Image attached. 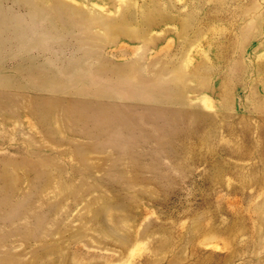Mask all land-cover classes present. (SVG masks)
Wrapping results in <instances>:
<instances>
[{
	"label": "rangeland",
	"instance_id": "1",
	"mask_svg": "<svg viewBox=\"0 0 264 264\" xmlns=\"http://www.w3.org/2000/svg\"><path fill=\"white\" fill-rule=\"evenodd\" d=\"M0 264H264V0H0Z\"/></svg>",
	"mask_w": 264,
	"mask_h": 264
},
{
	"label": "bare ground",
	"instance_id": "2",
	"mask_svg": "<svg viewBox=\"0 0 264 264\" xmlns=\"http://www.w3.org/2000/svg\"><path fill=\"white\" fill-rule=\"evenodd\" d=\"M19 54V53H18ZM20 55V54H19ZM21 56V55H20ZM18 57V56H17ZM15 58V57H14ZM27 58V57H26ZM21 59V58H20ZM26 60V59H25ZM28 60V59H27ZM17 61V60H16ZM15 63V62H14ZM28 66V65H27ZM25 70V69H24ZM35 72V71H34ZM33 72V73H34ZM54 73V72H53ZM31 74V73H30ZM55 74V73H54ZM32 76V75H31ZM34 76V75H33ZM31 79V78H30ZM27 81H29V80H27ZM31 81V80H30ZM117 83H118V81H117ZM15 84V83H14ZM99 94H101V93H99ZM99 96V95H98ZM81 103V102H80ZM82 104H83V101H82ZM97 104V103H96ZM109 104V103H108ZM108 104H106V102H99V104L98 105H93V106H91L90 108H91V110L92 109H94V110H92L93 112H95V113H93V119H94V123H96L97 124V126L99 127V126H101L103 123H105L104 122V115L106 116V115H108L109 113H107V114H103V112H104V108H106L107 106H108ZM73 105H75V103L73 104ZM78 105V104H77ZM98 106V107H97ZM72 108H74V107H72ZM77 109V108H76ZM78 110H79V108H78ZM117 110V109H116ZM116 110H114L115 112L113 113V114H110L107 118H109V119H116V118H118V112H116ZM77 111V110H76ZM86 111H84V113H85ZM81 113V112H80ZM83 113V112H82ZM86 114V113H85ZM89 114H90V112H89ZM103 115V116H102ZM90 116H92V115H90ZM82 117V116H81ZM89 117V116H88ZM96 117V118H95ZM85 118V117H84ZM86 119V118H85ZM116 124L118 123L117 121L115 122ZM107 124H110V122H107ZM95 125V124H94ZM103 126V125H102ZM113 126V125H112ZM111 126V127H112ZM110 127V128H111ZM108 129V131H109V128H107Z\"/></svg>",
	"mask_w": 264,
	"mask_h": 264
}]
</instances>
